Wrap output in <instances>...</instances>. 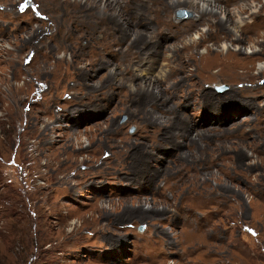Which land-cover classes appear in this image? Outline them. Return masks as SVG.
<instances>
[{"label": "rangeland", "instance_id": "374dc122", "mask_svg": "<svg viewBox=\"0 0 264 264\" xmlns=\"http://www.w3.org/2000/svg\"><path fill=\"white\" fill-rule=\"evenodd\" d=\"M158 7L0 0V264H264V56L154 53Z\"/></svg>", "mask_w": 264, "mask_h": 264}, {"label": "bare ground", "instance_id": "6f19581e", "mask_svg": "<svg viewBox=\"0 0 264 264\" xmlns=\"http://www.w3.org/2000/svg\"><path fill=\"white\" fill-rule=\"evenodd\" d=\"M145 1H156L160 6L158 8L162 7L160 12L157 11L149 17V25L154 29L151 30L146 41L157 47L154 53L165 46L171 56L187 55V57L199 58L201 61L198 63L199 70L210 72L213 66L218 65L221 71L231 74L237 71L238 66H248L246 61L251 63L255 55L264 56V31H261L264 27V0ZM182 5L190 6L196 15L188 20H180L176 17L175 20L172 11ZM245 13L248 15H244ZM203 22L207 27L201 28ZM196 30L200 31L199 36L190 38L192 31ZM128 37L129 33L125 31L124 39ZM143 37L141 33L137 36L138 39ZM221 39L224 40L219 46ZM167 40L171 41L170 44H166ZM247 41L253 47L251 55H248L241 46ZM205 42L207 44L204 46V51H197V48ZM231 43L235 44V47H232ZM137 52L142 54L143 49L139 48ZM258 70L264 71V62L258 66Z\"/></svg>", "mask_w": 264, "mask_h": 264}, {"label": "trees", "instance_id": "16d2710c", "mask_svg": "<svg viewBox=\"0 0 264 264\" xmlns=\"http://www.w3.org/2000/svg\"><path fill=\"white\" fill-rule=\"evenodd\" d=\"M5 177L2 175V173H0V183H2V185L4 186H7L9 188L8 192L6 193H3L1 192L0 194V198L3 199V200H6V199H10L11 198L14 200L13 204H11L10 206L7 207V210L9 211V214L11 213H15L13 215H15L17 218H16V221L12 224V232L14 233V237L15 239L18 241L22 235V232L20 229H22L21 227H19V219L20 220H25L26 223L31 226L32 224V218H31V214L28 213V211L26 210V202L23 201V197L21 196V192L18 191L16 188H13L10 186V183H7L4 179ZM20 199L21 201L23 202V204L21 205V209L20 208H17V205L18 203L20 202ZM12 200V201H13ZM17 210V212H15V210ZM1 231V230H0ZM6 237V235H5ZM23 242V241H22ZM22 242L15 244L14 246H21ZM21 252V250H20ZM19 252V253H20ZM5 259H3L2 262H4Z\"/></svg>", "mask_w": 264, "mask_h": 264}, {"label": "water", "instance_id": "95a60500", "mask_svg": "<svg viewBox=\"0 0 264 264\" xmlns=\"http://www.w3.org/2000/svg\"><path fill=\"white\" fill-rule=\"evenodd\" d=\"M131 129H134V126H132ZM143 227H144V225L143 224H140L139 228H143Z\"/></svg>", "mask_w": 264, "mask_h": 264}]
</instances>
